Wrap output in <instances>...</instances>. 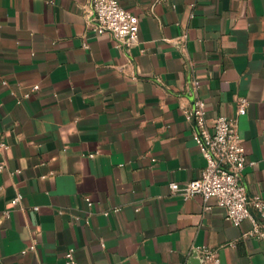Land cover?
I'll return each mask as SVG.
<instances>
[{
    "label": "crops",
    "instance_id": "obj_1",
    "mask_svg": "<svg viewBox=\"0 0 264 264\" xmlns=\"http://www.w3.org/2000/svg\"><path fill=\"white\" fill-rule=\"evenodd\" d=\"M118 1L140 19L130 49L92 31V0H0V264H190L203 246L264 264L250 221L169 188L207 164L198 96L210 125L236 121L264 200V0Z\"/></svg>",
    "mask_w": 264,
    "mask_h": 264
},
{
    "label": "built area",
    "instance_id": "obj_2",
    "mask_svg": "<svg viewBox=\"0 0 264 264\" xmlns=\"http://www.w3.org/2000/svg\"><path fill=\"white\" fill-rule=\"evenodd\" d=\"M91 6L94 33L111 36L119 45L129 49L139 43L140 19L127 11L118 0H92ZM192 86L197 92L200 83L193 80ZM39 89L36 85L33 91ZM29 96L27 94L25 97ZM247 104L245 99L239 101L238 115L245 114ZM185 117L195 125L193 140L207 164L199 178L184 184L172 182L169 185L170 190L180 194L184 200L200 197L205 204L214 200L219 207L226 210L227 220L235 227H241L245 221L252 223V230L243 235L245 238L264 239V200L260 196H249L245 173L247 166L252 167L255 163L247 164L245 146L237 131L236 121L219 116L210 125L207 104L198 96L194 99L192 110L185 112ZM7 149L8 145L0 142V154ZM4 168L0 164V172ZM21 200L22 196L18 195L14 204H19ZM209 209L206 205L205 210ZM6 217H9V212H6ZM34 249L33 245L31 250ZM192 257L199 264H220L217 253L206 246L195 248ZM64 262L77 264L74 248L65 252Z\"/></svg>",
    "mask_w": 264,
    "mask_h": 264
},
{
    "label": "water",
    "instance_id": "obj_3",
    "mask_svg": "<svg viewBox=\"0 0 264 264\" xmlns=\"http://www.w3.org/2000/svg\"><path fill=\"white\" fill-rule=\"evenodd\" d=\"M190 264H199V261L197 259H195L194 257H192L190 259Z\"/></svg>",
    "mask_w": 264,
    "mask_h": 264
}]
</instances>
